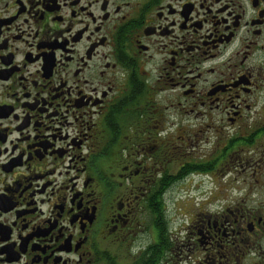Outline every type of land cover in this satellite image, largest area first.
<instances>
[{
	"label": "flooded vegetation",
	"instance_id": "af4514ba",
	"mask_svg": "<svg viewBox=\"0 0 264 264\" xmlns=\"http://www.w3.org/2000/svg\"><path fill=\"white\" fill-rule=\"evenodd\" d=\"M263 97L264 0H0V264H264Z\"/></svg>",
	"mask_w": 264,
	"mask_h": 264
},
{
	"label": "rangeland",
	"instance_id": "374dc122",
	"mask_svg": "<svg viewBox=\"0 0 264 264\" xmlns=\"http://www.w3.org/2000/svg\"><path fill=\"white\" fill-rule=\"evenodd\" d=\"M263 101H264V97L261 99V103ZM212 114H214L216 116L222 115L221 113H219L216 110H213ZM209 123L210 122H208V123L205 122L204 124L206 125ZM210 124L213 125V127H214L213 129H211V128L208 129L207 127H205V125H204V127H202V130H203V132H202V136H203L202 150L207 152L208 156L214 157L213 159L218 158V160H219V156H220L219 152H217L216 154L210 153L211 155L209 154V152H211V150L213 148H215V146L217 148L225 147V145H220V140L218 137L219 133L217 132V129H219L220 125L225 124V122L220 120V121H214L213 123H210ZM226 125H228L227 121H226ZM223 137L224 138H223L222 144H226V137L225 136H223ZM214 151H212V152H214ZM234 156H236V155H234ZM235 163H234V165H232V168L235 170L233 172V174L236 178H234L233 175L230 176L229 184L233 188L232 191L238 192L239 188L243 187L242 184L244 182H242L241 180H237V177L241 176V174H242V177L245 178L246 175H245V172H241V174L236 172V170H238L239 167L234 168ZM107 167H109V166H107ZM226 169H227V166L224 168H221V167L216 168L217 173H219V174L223 173L224 171H228ZM262 172L264 173V168L262 169ZM109 173H110V171L108 170V174ZM249 173L250 172H246V174H249ZM258 174H259V172H258ZM257 178H259V177L258 176H252V177L250 176L248 181H247L248 186L244 185L246 188V196H245L246 203H247V205L252 206V207H255L258 205V194H256V193L261 190L259 188L258 189L251 188V186L253 187V185L256 184ZM124 184H127V183H124ZM259 184L261 185L262 183L259 182ZM203 189L211 190L212 187L211 186H209V187L204 186ZM232 195H233V198H236L239 196V195H234L233 193H231V196ZM203 202H201L199 200L193 201V199L186 200L185 202H183V206H182L181 210L177 209V208H179V205L177 203H175V202L173 204L170 203L169 220L171 223V225H170L171 231L173 233H175L176 235L182 236V233L184 232L183 227L185 226V224H187V226L190 224V220H191L190 214L193 213L195 210L203 208L205 210V212L215 213V212L222 210L223 206L225 209V207L228 205V202L226 200H224V202H207V203H203ZM185 213L187 216H185Z\"/></svg>",
	"mask_w": 264,
	"mask_h": 264
}]
</instances>
